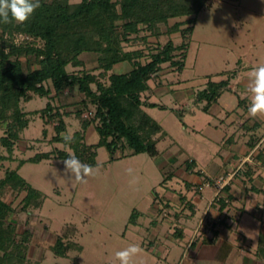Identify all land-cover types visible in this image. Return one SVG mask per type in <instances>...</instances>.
Masks as SVG:
<instances>
[{"label":"rangeland","instance_id":"374dc122","mask_svg":"<svg viewBox=\"0 0 264 264\" xmlns=\"http://www.w3.org/2000/svg\"><path fill=\"white\" fill-rule=\"evenodd\" d=\"M209 3L197 15L184 70L176 71L170 63H165L160 74L150 80L154 91H149L150 96L144 93L145 101L151 98L157 103L156 106H147V111L169 133L157 143V157L140 153L112 160L108 148L101 146L97 156L99 171L86 178V182H77L65 172V159L26 162L19 168L20 173L47 195L40 208L23 206L26 191L14 190L10 186L2 190L3 198L13 205L9 220L14 223L18 239L28 233L25 264H73L76 260L84 264H113L115 252L130 244H138L143 249L135 258L136 264H202L197 260L195 246L191 248L192 241L202 239L204 233H210L211 227H219L222 217L212 211V205H200L198 211L195 206L190 207L186 199L182 200L184 198L175 197L173 201L162 202L160 199H165L166 191L177 192L179 187L176 183L182 182L173 179L164 183L165 172L175 171L172 158H176L175 145H179L183 150L177 162L179 167L189 170L187 161L194 159L198 166L192 171L207 174L213 180L223 175L211 174L208 169L222 163L219 155L222 140L233 128L223 124L221 114L205 111V103L197 101V94L210 78L217 81L225 79L224 72L241 71L243 64L249 66L243 73L249 78L251 70L264 63V0H210ZM178 19L186 17L171 19L170 24ZM140 27L141 32L133 34L130 41L124 42V47L126 50H143L145 56L142 60L145 62L150 59L149 54L169 38L178 44L183 40L180 32L159 38L143 24ZM166 28V24L161 25L162 31ZM24 39L25 36L17 35L19 42ZM37 45H43V41L38 40ZM82 58L88 63V69L96 67V53H83ZM130 65L129 62L119 63L113 71L125 72ZM69 69L82 68L70 65ZM66 92L61 95L60 104H67L65 106L70 110L81 108V105H73L78 101L77 89H67ZM238 92L227 91L223 98H229L231 105L237 106L240 99H244V106L250 104L251 93L242 89ZM47 103L48 98L37 96L23 105L32 111L44 108ZM84 115L89 116L90 112L86 111ZM67 121L69 129L63 135L73 136L81 129V120L72 115ZM57 123L46 125L42 117L36 116L22 132L24 138L15 151L17 158L0 160V178L5 176L8 168L18 167L19 158H29L55 147L67 148L62 142H50ZM46 126L50 129L47 138L43 134ZM4 133L5 127L0 125V136ZM99 138L96 127L90 126L86 142L97 143ZM0 153H7L1 142ZM254 153L245 156L238 167L242 169L247 165V168L254 169L251 164L255 160ZM164 165L165 169L162 168ZM229 173L234 171L225 175ZM232 177L231 181L236 178ZM198 189L202 190L201 187ZM224 190L215 188L216 195ZM210 192L208 187L206 193ZM261 202L264 205V199ZM219 204H216L217 210ZM263 208H258L254 214H244L241 228L247 232L248 240L240 242L232 238L218 255L225 264H244L241 247L249 251L251 246H257L264 233ZM135 212L139 213L137 227H133L135 224L131 222ZM65 234L69 236L66 242L71 239L82 245L83 250L71 248L65 256L58 255L54 246L58 237Z\"/></svg>","mask_w":264,"mask_h":264},{"label":"trees","instance_id":"16d2710c","mask_svg":"<svg viewBox=\"0 0 264 264\" xmlns=\"http://www.w3.org/2000/svg\"><path fill=\"white\" fill-rule=\"evenodd\" d=\"M210 0H41V7L24 24L15 22L0 24V125L5 133L0 142L7 153H0V160H15L18 143L23 140L22 132L31 121L40 116L46 125L58 121L55 134L50 142H62L67 148L55 147L40 151L29 158H19L16 168H8L0 178V264H25L27 260L28 233L18 239L14 223L9 220L13 212L12 203L2 196L7 186L14 190L26 191L23 199L25 208L43 206L47 195L33 186L19 171L26 162H40L50 159H67L69 150L83 162L94 167L98 164V148L106 146L111 158L120 159L140 153L159 155L157 143L169 133L155 119L145 106L157 103L145 101L144 93L151 89L150 80L160 74L165 63L176 71H183L195 30L197 15L210 5ZM177 20L170 24L174 18ZM153 31L159 38L164 35L181 33V43L169 38L149 54L150 59L142 60L143 50H126L124 42L133 34L141 32L140 25ZM166 24L165 31L161 25ZM25 36L21 42L17 35ZM43 45H37V41ZM96 53V67L88 69L83 53ZM122 62H129L131 69L126 72L113 71ZM77 68L70 71L69 66ZM222 80L210 78L197 94L198 102H206L204 110L230 90L231 79L237 70L227 73ZM77 89L78 101L82 107L67 109L60 104V97L66 90ZM46 97L44 108L28 111L23 103L35 97ZM244 99H240V105ZM69 105V104H68ZM89 111L90 115L85 116ZM75 115L81 120L70 144L63 140V133L69 129L67 118ZM94 125L100 135L97 143L86 142V132ZM47 138L49 127H44ZM255 143H250L254 148ZM119 151V153H118ZM196 161H187V168L193 170ZM165 169V165L162 167ZM176 169V168H175ZM251 172L250 168H246ZM237 176L242 169L233 170ZM225 172L223 175H225ZM175 171L165 172L164 183L173 179ZM211 184L214 180L208 177ZM231 184V183H229ZM227 184L224 189H229ZM202 187V186H201ZM224 208L226 197L216 196ZM139 213L135 212L131 222L136 223ZM179 235H182L179 233ZM59 236L54 246L58 255L65 256L71 248L83 250V246ZM212 242L214 239H204ZM197 244V241H193ZM258 255L264 261V236L261 237ZM73 264H84L76 260Z\"/></svg>","mask_w":264,"mask_h":264},{"label":"crops","instance_id":"0c3cea01","mask_svg":"<svg viewBox=\"0 0 264 264\" xmlns=\"http://www.w3.org/2000/svg\"><path fill=\"white\" fill-rule=\"evenodd\" d=\"M247 67L249 66L246 64L241 66V71L244 69L243 72L237 71L235 77L231 79L230 90H226L225 92L230 91L232 93L239 94L238 91L240 89L244 92L248 90L247 85L249 83V78L243 74L244 71H247ZM130 69L131 65L130 68L127 67L126 71H129ZM228 72L230 71H226L223 74L228 77ZM149 91H154L152 85L151 89L146 93L148 94ZM225 92L217 102L211 105L207 112L221 114L223 124L229 127V129L233 128V130H231L230 133L228 132L224 140H222L223 146L221 150H219V155L222 157V163L216 165L215 168L208 170L214 175L233 171L236 167H238V163L252 152H255V160L251 163L254 166V169H251L252 171L249 172L246 170L248 166H243L241 173H239L236 178L231 181V184H229V189H225L221 192V195L226 197L227 204L223 208L222 203L218 201L217 203H220L219 211L217 210L218 208H216L217 195L214 186H205L202 190L198 189L201 187V184L204 185L208 175L201 174L198 171H192L191 169L184 170L182 167H179L177 162L181 159L179 156L183 150L181 149V146L175 145L174 153L177 156L176 158H172L176 168L173 179H178L182 182L177 181L178 183L176 184L179 187L177 188V192L170 191L168 189L164 195L165 199H160L162 202H169L171 200L173 201L175 197L184 198L182 200L186 199L185 201L189 202V206H195L198 211L200 210V205L204 204L206 207L212 205V211H216L218 213L217 215L222 217L221 222H219V227H211L209 230L210 233H204L202 239L195 240L197 241V244H191V248L195 246V252L198 258L197 260L202 261V264H225L224 260L221 258L219 259L218 255L221 253L220 251L226 248L227 244H230L232 238H237L240 242H246L248 240L247 232L245 229L241 228L244 214L246 212L254 214L258 208L264 207L261 202V199H264V117H250L247 111L249 104L245 106L243 104H238L237 106L233 104L231 105V100H229V98H223ZM150 94H148V96H150ZM150 99L149 101L151 103H155ZM204 103L206 104V102ZM146 107L147 106H145V109ZM255 142V147L251 148L250 143ZM255 165L258 167L255 168ZM197 166L198 165L196 163V167ZM173 179L169 182H172ZM208 187L211 191L210 194L206 193V191H208ZM174 188L176 187H173L172 189ZM181 203L183 202L181 201ZM136 223H133L135 225L132 226L137 227ZM195 230L194 232H196ZM262 236H264V233L260 236L257 246H251L249 251H246L243 247H241L244 264H264V261H262L258 255V248L260 246ZM204 239H214V241L206 242ZM150 250L153 251L152 248H150ZM228 250V248L225 249L226 252Z\"/></svg>","mask_w":264,"mask_h":264},{"label":"clouds","instance_id":"9594fccd","mask_svg":"<svg viewBox=\"0 0 264 264\" xmlns=\"http://www.w3.org/2000/svg\"><path fill=\"white\" fill-rule=\"evenodd\" d=\"M41 7V0H0V24L15 22L26 23ZM248 91L251 101L248 106V115L252 118L264 117V63L254 67L249 73ZM73 139L71 134L63 136V140L70 144ZM66 173L71 174L77 182H86V178L94 176L99 171L95 167L83 163L74 152L69 150L68 158L63 160ZM131 171V170H129ZM143 249L138 244H130L114 254L113 264H136L135 258Z\"/></svg>","mask_w":264,"mask_h":264},{"label":"built area","instance_id":"2783aa9c","mask_svg":"<svg viewBox=\"0 0 264 264\" xmlns=\"http://www.w3.org/2000/svg\"><path fill=\"white\" fill-rule=\"evenodd\" d=\"M231 174V175H230ZM232 175L234 176L235 173H229L228 175H222L220 177H218L217 179L214 180V186L218 191H221L222 189H224V187L230 183V181L232 180ZM204 185L206 186H211V182L210 181H206L204 183ZM203 188V186L201 187Z\"/></svg>","mask_w":264,"mask_h":264}]
</instances>
